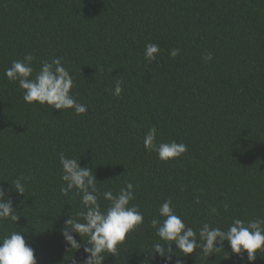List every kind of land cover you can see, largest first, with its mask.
<instances>
[{
	"label": "trees",
	"instance_id": "1",
	"mask_svg": "<svg viewBox=\"0 0 264 264\" xmlns=\"http://www.w3.org/2000/svg\"><path fill=\"white\" fill-rule=\"evenodd\" d=\"M149 42L160 46L151 63L143 57ZM172 48L180 49L175 58ZM29 53L33 76L41 61L61 58L86 113L23 101L4 71ZM118 79L116 97L109 90ZM153 125L158 142L187 151L167 162L147 152ZM60 152L93 169L102 210L104 191L134 186L130 205L144 223L104 264H165L152 253L161 241L150 222L166 199L194 229L264 217V0H0V185L22 174L32 194L12 193L21 215L0 222V235L22 231L37 264H81L87 255L62 235L71 212L79 219L84 209L79 196L60 192ZM224 244L208 258L199 249L182 256V264H264V249L249 262Z\"/></svg>",
	"mask_w": 264,
	"mask_h": 264
},
{
	"label": "clouds",
	"instance_id": "2",
	"mask_svg": "<svg viewBox=\"0 0 264 264\" xmlns=\"http://www.w3.org/2000/svg\"><path fill=\"white\" fill-rule=\"evenodd\" d=\"M159 51L160 46L157 43H147L144 46V60L148 63L157 61ZM179 52L180 49L172 48L169 56L175 58ZM212 58L211 52L203 57L205 62L211 61ZM34 60L35 57L31 53L26 54L23 59L13 60L11 66L4 71L9 82H18L19 88L23 90V101L28 104L36 102L40 105L46 104L60 111L72 109L76 115L86 113L88 106L78 102L71 94L74 80L69 70L63 66L61 58L54 57L51 61H41L39 71L33 76ZM122 86L123 80L118 79L114 88L109 91L119 97L123 91ZM157 133L155 125L149 127L144 133L143 146L147 152L156 153L159 160L167 162L187 151V145L182 142L177 143L175 140L158 142ZM58 157L62 181L60 192L65 196L70 193L79 196L84 209L76 213L79 219L74 218L70 211L71 215L62 229L65 243L75 250L83 245L87 255L81 264H104L109 254L116 256L117 246L126 240L127 234L144 223V214L140 211L139 205H130V201L135 199L134 186L131 182H126L118 194L104 191L103 199L109 203L102 210L99 203L101 193L97 188V178L93 169L88 166L82 167L79 159L67 157L63 152L58 153ZM27 180L28 178L21 174L10 181V188L6 189L0 185V222L18 221L21 214L13 207L12 193L24 196L27 192L32 195L28 191ZM228 207L229 205L225 203V210ZM210 212L212 216L219 215L217 208H211ZM150 224L162 242L153 245L152 253L159 254L165 264H171L173 255L177 257L175 264H182L180 257H187L198 249L208 258L211 254L225 249V241L231 252L239 255L242 260L246 252V259L249 262L256 259L258 250L264 249V217L258 216L248 220L233 218L226 229L213 227L209 222H204L199 229H194L184 222L182 214H177L172 207V200L166 199L159 206L157 215ZM73 234H79L82 240L86 236L87 243H82V240L78 242ZM0 264H37L34 248L22 231L0 235ZM73 264L77 262L73 260Z\"/></svg>",
	"mask_w": 264,
	"mask_h": 264
}]
</instances>
